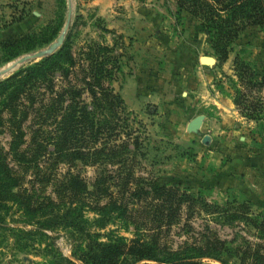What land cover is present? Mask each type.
Returning <instances> with one entry per match:
<instances>
[{
  "label": "trees",
  "instance_id": "1",
  "mask_svg": "<svg viewBox=\"0 0 264 264\" xmlns=\"http://www.w3.org/2000/svg\"><path fill=\"white\" fill-rule=\"evenodd\" d=\"M175 2L177 11L198 20L216 59L233 52L234 77L229 78L230 92L224 93L242 116L264 120V58L257 71L232 49L246 26L257 25L264 32V0ZM30 39L31 33L0 39V61L33 47ZM115 42L85 44L80 63L66 32L54 51L0 78V127L9 132L7 149L0 146V231L14 238L16 251L40 247L43 264H209L203 257L219 264H264L263 212H251L240 203L228 210L224 203L206 201L176 184H158L135 171L142 130L110 85L117 55L109 51ZM29 117L36 124L31 136L36 148L67 162L96 166L89 181L68 173L53 188L54 198L29 193L23 174L10 162L20 165L25 160L19 144ZM10 205L28 217L38 213V218L23 220L29 227L10 225L3 216ZM88 210L94 215L87 217L83 211ZM194 213L213 216L220 223L238 219L253 228L255 240L245 238L229 248L203 222L197 237L170 244L168 232L178 224L189 225L187 219ZM53 227L67 231L72 241L69 256L54 244L56 234L45 233ZM228 252L234 257L230 263L222 258Z\"/></svg>",
  "mask_w": 264,
  "mask_h": 264
},
{
  "label": "rangeland",
  "instance_id": "2",
  "mask_svg": "<svg viewBox=\"0 0 264 264\" xmlns=\"http://www.w3.org/2000/svg\"><path fill=\"white\" fill-rule=\"evenodd\" d=\"M118 1L113 0L106 12L100 13L94 0H68L70 15L64 34L67 32L71 50L80 63H84L80 50L85 44L98 41L111 45L116 41L109 51L117 55L115 62H110L117 64L110 85L142 130L135 171L158 184H176L190 193H199L206 201L224 203L228 210L239 208L240 203L251 212L264 213V120L242 116L229 94L224 93L230 92L229 78L234 77L233 52L224 60L216 59L198 20L177 11L175 0ZM66 9L67 0H0V39L31 33L33 46L0 61V69H5L0 78L40 58L17 61L55 39ZM232 49L258 71L264 58L263 29L246 26L234 39ZM200 54L212 55L215 60L211 65L201 64ZM197 115L201 116L199 125L189 128L188 121ZM35 126L30 117L23 122L19 148L25 160L20 165L10 160L23 174L29 193L54 198L53 188L68 173H78L89 181L98 168L39 151L31 138ZM8 140V130L0 127V146L4 150ZM5 212L4 220L13 226L29 227L23 220L38 218V213L22 215L15 205ZM83 212L87 217L94 215L90 210ZM212 218L194 213L187 219L189 225L172 227L168 242L174 246L183 239L192 240L203 222L224 238L229 248L245 238L255 240L253 228L242 221L220 223ZM120 232L129 236L128 232ZM45 233L56 234L54 244L69 256L72 241L66 230L53 227ZM1 234L7 238L0 237V264H43L40 247L34 245L21 253L15 250V240L8 232ZM222 258L228 263L234 260L231 252L222 254ZM202 260L219 264L212 258Z\"/></svg>",
  "mask_w": 264,
  "mask_h": 264
},
{
  "label": "water",
  "instance_id": "3",
  "mask_svg": "<svg viewBox=\"0 0 264 264\" xmlns=\"http://www.w3.org/2000/svg\"><path fill=\"white\" fill-rule=\"evenodd\" d=\"M69 15H70V9H69V3L67 0V9H66V13H65V18L61 27L60 32L57 34V36L55 37V39L53 41H51L50 43L47 44V46L35 50L31 53L25 54L20 56L17 61H22L24 59H28V58H35V57H42L44 55L49 54L50 52L54 51L62 42L63 39V34L67 28V24H68V20H69ZM215 58L212 55H207V54H200L198 56V61L201 64L204 65H211L214 62ZM5 71L4 68L0 69V75ZM200 115H197L195 117H193L192 119H190L188 121L187 126L191 129H195L200 122Z\"/></svg>",
  "mask_w": 264,
  "mask_h": 264
},
{
  "label": "crops",
  "instance_id": "4",
  "mask_svg": "<svg viewBox=\"0 0 264 264\" xmlns=\"http://www.w3.org/2000/svg\"><path fill=\"white\" fill-rule=\"evenodd\" d=\"M96 1V3L98 4V11L100 13H105L106 12V6L109 5L111 6L113 4V0H94ZM115 1H118V0H115ZM120 2L122 3H127L128 1H131V0H119ZM119 1L117 3H119Z\"/></svg>",
  "mask_w": 264,
  "mask_h": 264
}]
</instances>
